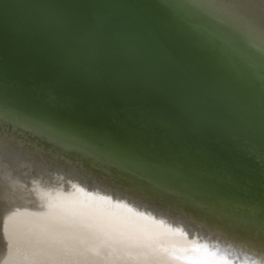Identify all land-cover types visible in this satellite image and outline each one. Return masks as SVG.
<instances>
[{"label": "snow or ice", "instance_id": "1", "mask_svg": "<svg viewBox=\"0 0 264 264\" xmlns=\"http://www.w3.org/2000/svg\"><path fill=\"white\" fill-rule=\"evenodd\" d=\"M65 5L98 11L90 18L44 22L58 68L23 56L10 59L0 49V115L28 109L38 123L87 140L135 172L174 184L186 197L217 209L250 207L249 223L264 233V15L260 32L249 34L250 46L258 42L262 49L250 58L259 67L257 84L237 62L236 37L224 27L237 5L222 0ZM37 76L45 81L34 83ZM80 77L112 87L69 96ZM156 98L167 101V110L154 104ZM216 133L238 142L259 167L219 152L210 139Z\"/></svg>", "mask_w": 264, "mask_h": 264}, {"label": "bare ground", "instance_id": "2", "mask_svg": "<svg viewBox=\"0 0 264 264\" xmlns=\"http://www.w3.org/2000/svg\"><path fill=\"white\" fill-rule=\"evenodd\" d=\"M222 2L238 6L224 26L238 49L259 57L249 34L261 30L264 0ZM27 113L0 115V264H264V233L244 215Z\"/></svg>", "mask_w": 264, "mask_h": 264}, {"label": "water", "instance_id": "3", "mask_svg": "<svg viewBox=\"0 0 264 264\" xmlns=\"http://www.w3.org/2000/svg\"><path fill=\"white\" fill-rule=\"evenodd\" d=\"M69 2L75 3H94L97 0H0V49L7 52L10 59L23 56L29 59L33 64L42 62L49 63L53 69L58 68V53L51 38L46 34L44 22L55 17H69L73 20L79 17H91L97 9L87 7H72L65 5ZM108 3H132L135 0H104ZM153 3H159L161 0H152ZM106 11L118 13L121 9H107ZM237 42V48H239ZM247 49H238L236 57L243 71H245L251 79L259 84V67L251 62V49L243 43ZM45 81L44 76H37L34 83L41 84ZM111 85L106 82L96 84L90 83L86 78L80 77L77 80L76 88L69 92V96H78L81 93H91L93 91L106 92L111 89ZM154 104L162 111L167 110V101L163 98H156ZM27 113L30 110L24 108L16 111ZM31 113V112H30ZM30 113H27L31 115ZM33 116V115H31ZM254 119L258 122L261 119V110L259 102L253 113ZM34 117V116H33ZM78 139V138H77ZM216 149L225 154L232 155L234 159L250 168H258L257 161L252 159L244 152L238 142L229 137L225 133L213 134L210 138ZM84 140V139H82ZM87 144L90 145H86ZM81 144L98 148L91 142L84 140ZM201 199V198H194ZM204 200V199H203ZM205 202V203H204ZM205 205L210 204L204 200ZM207 203V204H206ZM211 205V204H210ZM227 210L236 211L248 218L250 207L246 209L242 204L233 205ZM256 229V228H254Z\"/></svg>", "mask_w": 264, "mask_h": 264}]
</instances>
